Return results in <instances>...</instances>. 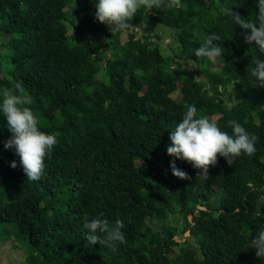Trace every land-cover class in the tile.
Wrapping results in <instances>:
<instances>
[{
  "label": "trees",
  "instance_id": "obj_1",
  "mask_svg": "<svg viewBox=\"0 0 264 264\" xmlns=\"http://www.w3.org/2000/svg\"><path fill=\"white\" fill-rule=\"evenodd\" d=\"M221 9L253 19L256 0L142 7L113 34L93 0H0V86L22 83L57 141L29 182L0 117V241L24 248L21 264H264L249 247L264 227V85L247 70L260 54ZM165 30L176 52L164 51ZM210 32L214 61L194 54ZM188 104L223 131L239 121L256 152L218 156L207 178L176 159L188 178L174 176L166 145ZM85 214L124 222L117 252L87 242Z\"/></svg>",
  "mask_w": 264,
  "mask_h": 264
},
{
  "label": "clouds",
  "instance_id": "obj_2",
  "mask_svg": "<svg viewBox=\"0 0 264 264\" xmlns=\"http://www.w3.org/2000/svg\"><path fill=\"white\" fill-rule=\"evenodd\" d=\"M93 3L95 19L107 25L112 34L127 30L131 26L129 21L142 7L171 10L181 6V0H93ZM231 9L221 11L230 14L233 25L250 30L241 35L246 43L255 42L254 50L260 54V58L257 57L253 65H248L247 70L257 84L264 85V58H261L264 57V0H256L253 19L244 18ZM220 39L217 33H208L195 49V56L205 57L209 61L222 57V47L218 43ZM31 103V96L25 94L22 83L17 82L12 87L0 86V117L6 121L10 132V136L2 141L3 147L19 157L25 178L29 182H38L44 173V161L51 156L57 141L39 129L38 118L29 107ZM227 123L231 133L221 130L209 117L197 115L194 104L186 105L181 119L168 135L166 152L173 157L170 161L172 174L181 179L188 178L185 171L176 167V159L190 163L194 169H199L201 177L207 178L208 168L215 165L218 156L232 164L242 153L253 155L256 152L257 137L237 120H229ZM16 166L15 160L10 162V167ZM83 227L87 229L84 238L89 244L99 242L113 253L126 242L123 232L125 225L121 219L109 222L99 216L89 219L88 214H85ZM249 247L257 257H264V227L252 236Z\"/></svg>",
  "mask_w": 264,
  "mask_h": 264
},
{
  "label": "rangeland",
  "instance_id": "obj_3",
  "mask_svg": "<svg viewBox=\"0 0 264 264\" xmlns=\"http://www.w3.org/2000/svg\"><path fill=\"white\" fill-rule=\"evenodd\" d=\"M172 40L173 38L170 32L165 30L160 42L167 54L176 52L178 50V47L173 45ZM174 95L177 96V92H175ZM187 235H189V232H186L184 235H182L181 239ZM190 241L194 243L192 238H190ZM14 243L15 241L12 238H5L4 240L0 241V264H21L24 261V248L20 246L15 247Z\"/></svg>",
  "mask_w": 264,
  "mask_h": 264
}]
</instances>
